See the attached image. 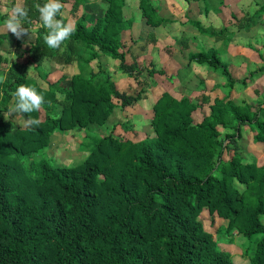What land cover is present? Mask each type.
Listing matches in <instances>:
<instances>
[{
    "label": "trees",
    "instance_id": "1",
    "mask_svg": "<svg viewBox=\"0 0 264 264\" xmlns=\"http://www.w3.org/2000/svg\"><path fill=\"white\" fill-rule=\"evenodd\" d=\"M6 1L0 8V264H234L217 235L237 237L242 253H252L250 264H264V166L239 148L243 126L264 144V97L255 89L263 99L254 105L231 95L236 85L252 88L264 64L239 80L216 49L169 28L183 50L191 43L199 48L184 70L197 64L218 73L229 91L221 98L215 93L221 86L203 79L193 97L164 91L144 121L135 107L147 99L145 73L153 80L167 70L152 56L139 62L137 39L125 43L137 21L126 15L127 0H99L98 19L87 8L93 0ZM176 1L186 8L197 3L204 17L224 5ZM156 2L138 4L153 28L190 25L227 44L240 30L264 27V0L222 29L165 18ZM66 6L71 22L62 15ZM6 26L16 28L11 50ZM148 39L162 49L159 60L171 55L172 45L162 46L154 34ZM251 48L264 62V53ZM70 67L76 73L67 74ZM117 72L135 86L120 87ZM185 76L184 86L190 72ZM83 131L79 148L88 156L81 164L48 156L54 134ZM141 133L139 141L130 136ZM204 213L225 225L207 230Z\"/></svg>",
    "mask_w": 264,
    "mask_h": 264
},
{
    "label": "rangeland",
    "instance_id": "2",
    "mask_svg": "<svg viewBox=\"0 0 264 264\" xmlns=\"http://www.w3.org/2000/svg\"><path fill=\"white\" fill-rule=\"evenodd\" d=\"M17 1L19 2L18 5H22V1L23 0H17ZM169 1L171 2V0H169ZM254 1L255 0H248V3H246L247 9L251 10L252 8H255V4L256 3ZM256 1L260 2L261 0H256ZM6 2H8V1H6V0H0V8L2 10H4V7H5ZM127 2H128V7L126 8L125 11H126V15L128 16V18L129 19H134V17H135V18H137V20H140L139 19L140 18L139 11H138L139 0H127ZM239 2H240V0H239ZM156 3H157V5L160 8V15H162V16L163 15H166V13H165V6H167V5H166L165 1L157 0ZM91 7L94 8V10H95L94 11V16L96 17V19H98L99 16L102 15V13L104 11V7L100 3H98L97 1L91 2L87 6L88 9L89 8L91 9ZM69 8H70V6H66V10L63 11V13H62L63 17H65L66 19L68 18V15H69L68 14L69 13ZM177 9H178V11H176L175 16L178 17V20H184L185 21V19L183 18V13H184L183 10L184 9H180L178 6L176 7V10ZM68 19L71 22V19L70 18H68ZM134 20H136V19H134ZM6 27H7V29L5 31L6 32L7 31L9 32L10 38H11V40L9 41V43H7V50L8 49L11 50V49H13L14 42H15L16 28L15 27H12V26H6ZM174 27H175L176 30H173V32L176 33V34H178L179 33L178 32L179 30L176 28V25H174ZM146 28H147L146 26L142 25L137 31L136 30L131 31L130 33L125 34V36H124V41H125V43H128L127 44L128 46H129V44L132 45V40L137 39L138 43L137 44H134L132 48L134 49L133 52L135 53V55L140 58L141 61L139 60V62H142V63H145V60L144 59H147V57H150V56L155 57L156 55L159 56V54H158L159 50H156L157 47L155 45H153L152 43H150V41L148 39V37L150 36L149 33H151V32H149L148 30H146ZM169 28H172L171 25H168L166 27V30H164L167 33L164 35V38L163 39H160V41L162 43L161 45L162 46L172 45L174 47L175 42L172 39V37H171V35H170L169 31H168ZM244 33L246 34V31H241L240 32L241 35L239 36V39L241 40V38H242L243 39V42L247 39V37L245 36ZM178 35H180V34H178ZM256 35H257V33H254L253 36L251 35V37L254 38ZM248 39H250V38H248ZM211 42H212V44H210V46L212 48L216 49L219 52L221 58H222V56H223V58L226 57V55L229 52V49L228 48L226 49V47L229 46L230 42L227 43V44H224L226 42V41H224V43L222 42V43H219L218 45L217 44H214V40H211ZM252 43L255 44L254 42H252ZM221 44L225 45V48H223L221 46ZM175 48H176L175 49L176 50V53L178 54L179 53V46L178 47L176 46ZM258 49L259 50L261 49V48H259V45H258ZM191 52H196V51L193 49V50H191ZM249 53H252V52L249 50ZM178 58L179 59H176V58L173 59L172 58L173 59L172 61H169V60L167 61V57L166 56H165V58L163 56V59L162 60L157 59L158 61L156 63V67L157 68L161 67V68H164L165 70H167V75L166 76L156 75L153 78V80H150V77L148 78L147 73H145V78L147 79L148 84H149V86H148L149 91L152 93L153 96L160 95V92H162L163 90H166L167 91V90L173 89V88H174L175 91L177 89H179L178 90V93L179 94H182L181 93V90H183V88L185 89V86L184 87L183 86L181 87L180 78L182 76L184 78V76L186 74H189V72H190V78H189V81L190 82L187 85V88H186V91H185V95H189L190 96V95H192V91H191L190 86L193 87V85L195 83L199 82L200 79H202V78H204V77H206L208 75L204 71V68H202V67H200L198 65L197 66H191L189 68V71L184 70V68L187 65V63L189 62V60H188V58H183V54H178ZM181 61H184V62L181 64ZM109 62H110L112 71H114L115 68L113 66L112 60H109ZM163 63H166L167 66H164L163 67V65H162ZM227 66L230 68L229 65H227ZM231 69L233 70V73H236L235 70H234V68H231ZM87 71H90V69H88ZM66 73L69 74V75H72V74L76 73V70L74 71L73 68L70 67V68H68L66 70ZM212 73H209V75H211ZM30 74L33 76V73L32 72ZM123 77H124L123 74H121L120 72H117V74L114 77V79L117 80V81H120V80L123 79ZM169 77L172 78L171 79V82L168 79ZM215 77L217 79L216 82L219 83V86H221L220 85L221 84L220 81H223V79H221V77H220V75L218 73H216ZM143 79H144V74H143ZM259 79L257 80L258 82H259ZM150 81L151 82L154 81L156 85L155 86H151L153 84H150L151 83ZM209 83L213 84L212 86H215L216 85L214 82H211V81H209ZM129 85H134L135 86V83L134 84L132 83V84H129ZM222 86L225 87L224 84ZM121 87H123L124 89L125 88L127 89V85H123L122 84ZM202 89H203V87H200L199 86V90L201 91ZM228 91H229V89L227 87H225V88L219 87L217 90H215V93L218 94L219 97H224L228 93ZM244 91H246L245 93L247 95L244 93ZM252 91H253V88L241 90L240 87L238 85H236L235 86V89L233 90V93L231 95H232V98H234V97H237V96L239 97L240 94H241L242 95L241 97L245 96V98H247L248 100H251L252 98H255V95L252 93ZM262 96L264 97V94H262ZM142 109H144V102L139 101L138 104L135 107V112L137 114L138 113L141 114V113H143L142 112ZM200 112H198L197 116L200 114ZM144 117H146V116H144ZM136 118H140V116H136ZM140 124L143 125L144 123L143 122H140ZM146 127H148V126H146ZM103 130H105V128H103ZM103 130H101V132H104ZM145 130L148 131L149 129L144 127V131ZM242 130H243V133L245 134L244 135L245 138L248 139V138L252 137V139L250 138L251 139V142L254 143V144H257L256 142L253 141V133H252L253 131H252V129L250 127H244L243 126L242 127ZM94 135H96L98 137H99V135L101 136V134L99 133L98 130H96L94 132ZM84 136H85V132L84 131L83 132H75V133H67V134L56 133L52 137L51 144H50V148L48 150V153L47 152L46 153L48 154V156L54 157L57 162H59L60 160L61 161H63V160H69L68 163L71 166L79 165L88 156L86 153H83V151L80 150V148H79L80 147L79 146V143L82 141V139L84 138ZM130 136L132 138H134L135 140L139 141L144 136V133H141L139 135V137H133L132 134ZM239 146H240L239 147L240 148V153L245 156L246 155V153H245V151H246L245 150V146H246L245 142L243 140H241ZM248 159L249 160H252L251 157H248ZM55 160H52V164L53 165H58V163ZM203 218L205 219L204 222H205L206 229L207 230H210L212 232H215L219 227L225 225V223H226L225 220H221V219H219V218L216 217L214 224H212L211 221H210V219H208L207 214H205V213H204ZM216 239H217V241L219 243L224 244L225 247H226V250L229 251L232 254V259H233L234 264H250L249 256H251L252 253H249V256L248 255L245 256L242 253L243 250L241 248V245L238 244L237 237L234 236V240H230L226 236L217 235L216 236Z\"/></svg>",
    "mask_w": 264,
    "mask_h": 264
},
{
    "label": "crops",
    "instance_id": "3",
    "mask_svg": "<svg viewBox=\"0 0 264 264\" xmlns=\"http://www.w3.org/2000/svg\"><path fill=\"white\" fill-rule=\"evenodd\" d=\"M95 1H97L99 3V0H93L92 2H95ZM160 1H165L166 5H167V6H165L166 15H163V17L179 21L178 17L175 16L176 11H178V9L176 10V7L178 6L180 9H184L183 10L184 11L183 18L185 19V21L184 20H181V21L186 22L187 17H190L191 19L202 20V22L205 25L213 26L216 29H222V28H224V26L228 27V25L233 21V15L234 14L242 18V17H244L245 13H247L249 11L247 9V6H246V3H248V0H242V1L240 0V2H239V0H224V5L220 6L217 10H214V11L212 10L207 17H204L203 14L202 15L200 14L199 6H198L197 3H194L189 8H186L183 5H181L179 2H177L176 0H171V2L169 0H160ZM261 1L258 2V1L255 0L254 2L255 3H261ZM91 10L95 11L93 7H91ZM139 19H141V20H137V21L134 22V25L132 27V31H134V30L137 31L142 25H144V26L147 27L146 30L151 32L149 34L150 35L154 34L159 41H160V39L164 38V35L167 33V32L164 31L166 29H164L163 27L162 28L149 27V26L145 25V22L142 20V18H139ZM174 25H175V23L172 24L171 27L174 30H176ZM176 28L179 30L178 34L181 35L183 33L184 34L186 33V34H190L191 36H196L198 38V42L200 44H203L204 48H206V49L207 48H212L210 46V44H212L211 40H214V39L201 36L196 30L194 31L191 28L190 25H186L185 27H183V26H180V24H178V25H176ZM241 31H246V30H240V31H238L235 34V36L230 41L229 46L226 47V49L227 48L229 49L228 54L224 58L222 56L223 62H225L227 65H229L230 69L234 68V70L236 72L235 73L236 74V78L239 79V80H242V79H244L247 76L248 69L254 70V69L257 68V66H260V65L264 64V62L259 57V53L254 52V50L251 48V47L258 48V45H259V48H261L260 49L261 53H264V50H263L264 49V27H261L260 24H257L255 27H253L250 30L246 31V34L245 33L244 34L247 37V39L248 38H250V39H248V40L246 39L244 42H243L242 38H241V40L239 39V36L241 35L240 34ZM254 33H257V35L253 38V37H251V35L253 36ZM252 42H254L255 44H253ZM219 43H222V42L214 41V44L218 45ZM250 44H251V46H250ZM176 46L177 47L179 46V53L178 54H183V58H188V60H189V56L188 55L191 52V50H193V49L195 51L199 50V48L196 46L195 43H191V46H190L189 50H183L180 45H178V44L176 45V43H175L174 47L171 49L172 50L171 55H169L166 52L162 53V56H161L160 59L162 60L163 56H164V58H165V56L167 57V61L168 60L172 61L175 58L179 59L178 58V54L176 53V50H175ZM221 46L223 48H225V45L221 44ZM156 47H157L156 50L161 49L158 45H156ZM249 50L252 53H249ZM159 57L160 56L156 55L153 58L156 59V61H157V59H159ZM183 62L184 61H181V64ZM162 65L167 66L166 63H163ZM192 66H197V64H192ZM198 66H200V65H198ZM202 68H204V67H202ZM204 71L208 75L206 77L202 78L203 80H206L207 82L211 81V82H214L216 85L217 84L219 85V83L216 82V80H217L216 77H215L216 73H212V71H208L205 68H204ZM231 71H233V70L231 69ZM209 73H212L213 75L212 74L209 75ZM124 77H123L122 80L119 79L120 81H118L117 84L120 85V87L122 86V84L123 85H127V88H128V84L130 82H128V79H125ZM259 78H257V80L259 79V82L256 81V84L252 87L253 88L252 93L255 95V98H252L251 100H248L247 98H245V96L241 97L242 95L240 94L239 97L237 96V97L233 98L235 100V102L241 103V101L245 99L246 101H248V102H250V103H252L254 105H257L263 99L261 97V95L260 96L256 95V93H258L257 91H259L261 94H264V75L260 76ZM189 82L190 81H188V83L186 84L185 89L183 88V90H181L182 94H180V95L189 96V95H185V91H186V88H187V85L189 84ZM220 83H221L220 84L221 87L225 88L224 86H222L224 84V81H220ZM198 85H199V82L195 83L193 85V87L190 86L193 96L197 92H199L198 91L199 90ZM182 86L184 87V85H181V87ZM255 89L257 91H254ZM169 90H174V88L173 89H169ZM169 90H167V91H169ZM178 90L179 89H177L176 91H178ZM164 91H166V90H163L162 92H160V94L163 93ZM245 92L246 91H244V93ZM176 93L179 94L178 92H176ZM192 95H190V96L193 97ZM221 98H223V97H221ZM154 101H155V96H153L152 93L149 91L147 93V99L144 102V109H142L143 113L139 114L140 117L142 116L141 119H143L144 116L147 115V113L149 114L151 112L150 111V106H151V104ZM145 119H146V117H145ZM244 127H249V126H244ZM254 132L255 131L253 130V132H252L253 133V141H254V134H255ZM73 133H75V132H73ZM242 134H243L242 140L246 144L245 150L247 151V152L245 151L246 155L245 156L242 155V156L244 158H247V159H248V157H251L252 161H255L260 166H264V144H262V143L254 144V143L251 142L252 137H250L251 139L250 138H248V139L245 138V136H244L245 134L243 133V130H242ZM239 145H240V141H239Z\"/></svg>",
    "mask_w": 264,
    "mask_h": 264
},
{
    "label": "bare ground",
    "instance_id": "4",
    "mask_svg": "<svg viewBox=\"0 0 264 264\" xmlns=\"http://www.w3.org/2000/svg\"><path fill=\"white\" fill-rule=\"evenodd\" d=\"M44 14V13H43ZM45 16V15H44ZM46 17V16H45Z\"/></svg>",
    "mask_w": 264,
    "mask_h": 264
}]
</instances>
